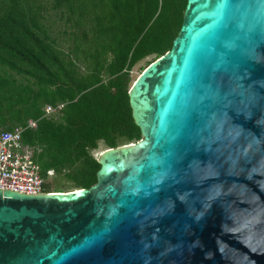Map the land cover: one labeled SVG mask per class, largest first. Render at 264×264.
Listing matches in <instances>:
<instances>
[{
    "label": "water",
    "instance_id": "95a60500",
    "mask_svg": "<svg viewBox=\"0 0 264 264\" xmlns=\"http://www.w3.org/2000/svg\"><path fill=\"white\" fill-rule=\"evenodd\" d=\"M128 97L94 186L0 190V264H264V0H186Z\"/></svg>",
    "mask_w": 264,
    "mask_h": 264
},
{
    "label": "trees",
    "instance_id": "16d2710c",
    "mask_svg": "<svg viewBox=\"0 0 264 264\" xmlns=\"http://www.w3.org/2000/svg\"><path fill=\"white\" fill-rule=\"evenodd\" d=\"M170 1L165 15L159 0H52L73 28L89 24L87 34H72L74 47L65 53L42 25L35 0H0V131L36 122L23 141L39 151L41 176L54 173L45 193H62L53 184L61 178L88 190L97 182L100 165L91 153L99 143L116 149L142 140L129 76L140 61L171 49L186 0ZM58 105L55 117H43L44 106Z\"/></svg>",
    "mask_w": 264,
    "mask_h": 264
},
{
    "label": "built area",
    "instance_id": "2783aa9c",
    "mask_svg": "<svg viewBox=\"0 0 264 264\" xmlns=\"http://www.w3.org/2000/svg\"><path fill=\"white\" fill-rule=\"evenodd\" d=\"M63 105L55 108L47 106L44 118L59 111ZM36 128V122L30 120L25 126H17L11 131H0V190L22 195H45L44 185L54 176L48 171L46 177L40 174L35 161L37 149L31 148L23 141L28 130Z\"/></svg>",
    "mask_w": 264,
    "mask_h": 264
},
{
    "label": "rangeland",
    "instance_id": "374dc122",
    "mask_svg": "<svg viewBox=\"0 0 264 264\" xmlns=\"http://www.w3.org/2000/svg\"><path fill=\"white\" fill-rule=\"evenodd\" d=\"M36 5L39 6V14L41 16V23L44 26V28L47 30L48 35L51 39H53L56 43L57 48L60 51H63L65 53L71 52L74 45V38L72 34L76 33L78 34L80 31H83L87 34L89 24H85L83 27H81L79 30L78 28H73L72 23L68 22L66 20V16H63L61 12L57 9H54L52 7V0H35ZM160 7H163L164 14L168 12L170 8L171 1L170 0H159ZM154 56L148 57L139 63H137L131 73H130V84H129V91L131 87L133 86L134 82L137 80V78L142 74V72L148 67V64L153 63ZM82 64V63H80ZM82 68L83 66L80 65ZM12 76L16 79L17 82H21L23 85H26L28 82L27 80H24L23 77H19L11 73ZM128 91V92H129ZM60 106V105H58ZM47 106L43 107V111L46 109ZM60 111V110H59ZM58 112V110H57ZM54 112L52 114L48 115V118L55 117L56 113ZM127 146V145H126ZM124 147V146H122ZM109 149H106V147L99 143L97 150L93 151L91 153V156L97 160V158L105 151ZM51 180H54V176H52ZM54 183V190L62 193H69L76 191V189L67 181L64 179H60V185L57 186L58 182L53 181Z\"/></svg>",
    "mask_w": 264,
    "mask_h": 264
},
{
    "label": "bare ground",
    "instance_id": "6f19581e",
    "mask_svg": "<svg viewBox=\"0 0 264 264\" xmlns=\"http://www.w3.org/2000/svg\"><path fill=\"white\" fill-rule=\"evenodd\" d=\"M76 191H78V190H76Z\"/></svg>",
    "mask_w": 264,
    "mask_h": 264
}]
</instances>
